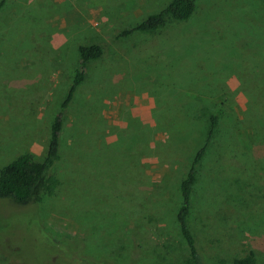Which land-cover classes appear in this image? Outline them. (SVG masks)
<instances>
[{
  "label": "rangeland",
  "instance_id": "obj_1",
  "mask_svg": "<svg viewBox=\"0 0 264 264\" xmlns=\"http://www.w3.org/2000/svg\"><path fill=\"white\" fill-rule=\"evenodd\" d=\"M168 1L6 0L0 169L22 151L42 158L78 45L105 52L67 112L56 193L32 205L0 198V264H178V182L203 142L204 110L217 106L221 132L198 168L190 221L204 264H231L242 249L264 264V0H195L188 20L169 18L157 37H118ZM184 102L195 107L191 130L175 135L159 105ZM123 134L143 143L135 182L125 172L135 165L97 158Z\"/></svg>",
  "mask_w": 264,
  "mask_h": 264
},
{
  "label": "trees",
  "instance_id": "obj_2",
  "mask_svg": "<svg viewBox=\"0 0 264 264\" xmlns=\"http://www.w3.org/2000/svg\"><path fill=\"white\" fill-rule=\"evenodd\" d=\"M5 3L6 0H0V14ZM195 8V0H169L163 9L150 12L130 27L119 30L118 37L123 38L134 32H146L150 33L149 35L152 38L157 37L158 33L164 30L169 18L175 22H184L193 15ZM77 50L79 55L78 62L72 70L71 83L51 124L42 158L36 159L30 151H22L5 164L0 169V198L10 199L19 205L37 204L44 195H54L61 184L60 178L53 169L62 163L63 146L61 132L65 125L67 112L76 97L78 89L87 82L90 71L93 69V64L102 58L105 52L104 46L98 42L81 43L78 45ZM173 82L171 81V83ZM173 85L176 87L174 83ZM165 87L169 88L168 85ZM170 105L161 103L159 111L170 114L168 116H173L172 120L176 121L177 124L174 129L175 135L188 134V131L191 130V114H194L191 113V110L195 107L192 106L193 108L191 109V103L187 102L175 104L172 109H169L168 106ZM223 111V107L219 108V106L214 108L207 107L204 110L207 128L203 133V142L190 156L187 170L178 182L175 219L186 248V257L178 264H204V258L200 253L199 243L193 230L190 216L199 181L198 168L204 161L212 142L218 133L221 132L219 126L220 120L223 118ZM184 116L186 117L183 118ZM120 140V149H113L109 154L104 151V143H100L99 152L101 153L97 154V158L102 160L105 157L108 166L113 168H121V166L125 168L127 164L135 165L132 170L122 171H125L126 175L130 174V179L135 182L137 179H134V176L140 170L137 151L143 146V143H131V139H127L124 134ZM126 146L132 149L126 151ZM130 245L132 244L130 243ZM1 248L3 249L2 244ZM7 261H9V258H7ZM231 264H257L256 253L251 249H242L240 256L234 257Z\"/></svg>",
  "mask_w": 264,
  "mask_h": 264
}]
</instances>
